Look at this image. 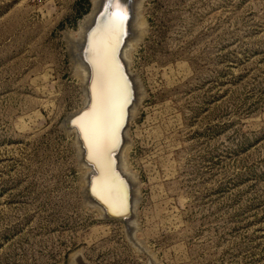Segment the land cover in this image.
Returning <instances> with one entry per match:
<instances>
[{"label": "rangeland", "instance_id": "obj_1", "mask_svg": "<svg viewBox=\"0 0 264 264\" xmlns=\"http://www.w3.org/2000/svg\"><path fill=\"white\" fill-rule=\"evenodd\" d=\"M92 7L0 0V264H264V0L142 1L124 221L89 204L66 128Z\"/></svg>", "mask_w": 264, "mask_h": 264}, {"label": "bare ground", "instance_id": "obj_2", "mask_svg": "<svg viewBox=\"0 0 264 264\" xmlns=\"http://www.w3.org/2000/svg\"><path fill=\"white\" fill-rule=\"evenodd\" d=\"M142 1L120 0L117 8L109 7V0H93L92 11L82 21L80 31L70 38L85 100L78 111L65 119L66 128L75 132L78 155L87 168L85 197L107 219L128 218L135 211L134 203L140 193L138 182L136 186L124 175V153L129 120L144 95L138 76L130 69L131 50L147 25L139 16ZM104 6L107 13L103 15ZM120 10L127 18L117 29L111 17ZM134 27L138 29L136 33L132 32Z\"/></svg>", "mask_w": 264, "mask_h": 264}, {"label": "snow or ice", "instance_id": "obj_3", "mask_svg": "<svg viewBox=\"0 0 264 264\" xmlns=\"http://www.w3.org/2000/svg\"><path fill=\"white\" fill-rule=\"evenodd\" d=\"M119 4L120 0H109V7L116 6L118 8ZM126 18V14L120 10L112 14L111 21L113 26L118 29Z\"/></svg>", "mask_w": 264, "mask_h": 264}, {"label": "water", "instance_id": "obj_4", "mask_svg": "<svg viewBox=\"0 0 264 264\" xmlns=\"http://www.w3.org/2000/svg\"><path fill=\"white\" fill-rule=\"evenodd\" d=\"M102 12H103V15L107 13V11H106V7H105V6L103 7ZM101 16H102V15H101ZM101 16H99V17H101ZM67 124H68V123H67V120H66V126H67Z\"/></svg>", "mask_w": 264, "mask_h": 264}]
</instances>
